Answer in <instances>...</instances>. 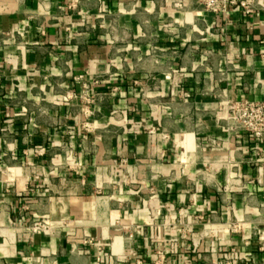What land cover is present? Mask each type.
<instances>
[{"label": "crops", "instance_id": "crops-1", "mask_svg": "<svg viewBox=\"0 0 264 264\" xmlns=\"http://www.w3.org/2000/svg\"><path fill=\"white\" fill-rule=\"evenodd\" d=\"M249 2L0 0V264H264Z\"/></svg>", "mask_w": 264, "mask_h": 264}, {"label": "built area", "instance_id": "built-area-1", "mask_svg": "<svg viewBox=\"0 0 264 264\" xmlns=\"http://www.w3.org/2000/svg\"><path fill=\"white\" fill-rule=\"evenodd\" d=\"M196 7H202L209 12L226 13L230 6L244 7L251 11L249 0H189ZM222 103L226 106V127L229 132H250L260 140H264V101L242 98L238 100L225 99ZM33 232H48L49 225L40 220L28 225ZM228 264H231L228 262Z\"/></svg>", "mask_w": 264, "mask_h": 264}]
</instances>
